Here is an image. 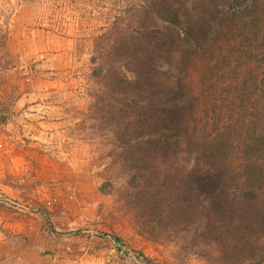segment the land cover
<instances>
[{
    "label": "rangeland",
    "instance_id": "rangeland-1",
    "mask_svg": "<svg viewBox=\"0 0 264 264\" xmlns=\"http://www.w3.org/2000/svg\"><path fill=\"white\" fill-rule=\"evenodd\" d=\"M127 1L0 0V264H250L264 255V201L227 204L200 240L136 205L147 175L130 169L132 149L97 101L91 64L95 38ZM221 1L201 0L195 19Z\"/></svg>",
    "mask_w": 264,
    "mask_h": 264
},
{
    "label": "trees",
    "instance_id": "trees-1",
    "mask_svg": "<svg viewBox=\"0 0 264 264\" xmlns=\"http://www.w3.org/2000/svg\"><path fill=\"white\" fill-rule=\"evenodd\" d=\"M200 2L128 0L91 51L97 101L147 175L136 205L195 240L227 204L264 201V0H223L198 20Z\"/></svg>",
    "mask_w": 264,
    "mask_h": 264
}]
</instances>
